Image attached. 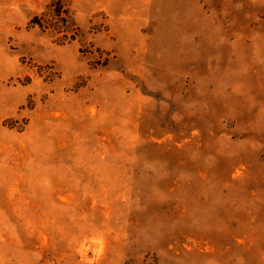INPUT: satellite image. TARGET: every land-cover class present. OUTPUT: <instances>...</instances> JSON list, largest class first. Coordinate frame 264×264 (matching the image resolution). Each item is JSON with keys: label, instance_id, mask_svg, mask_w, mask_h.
Here are the masks:
<instances>
[{"label": "rangeland", "instance_id": "obj_1", "mask_svg": "<svg viewBox=\"0 0 264 264\" xmlns=\"http://www.w3.org/2000/svg\"><path fill=\"white\" fill-rule=\"evenodd\" d=\"M0 264H264V0H0Z\"/></svg>", "mask_w": 264, "mask_h": 264}, {"label": "trees", "instance_id": "obj_2", "mask_svg": "<svg viewBox=\"0 0 264 264\" xmlns=\"http://www.w3.org/2000/svg\"><path fill=\"white\" fill-rule=\"evenodd\" d=\"M56 15L58 16V18L61 19V22H63L64 25H67L69 23V16H68V13L66 10H63V11L58 10ZM43 21H41V19L36 16L34 18V21H32V23H35V24L42 26L44 28L52 27V26H49L51 24L47 20H43Z\"/></svg>", "mask_w": 264, "mask_h": 264}]
</instances>
